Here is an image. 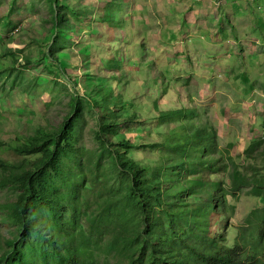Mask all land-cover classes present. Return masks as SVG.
I'll return each mask as SVG.
<instances>
[{
  "label": "rangeland",
  "instance_id": "374dc122",
  "mask_svg": "<svg viewBox=\"0 0 264 264\" xmlns=\"http://www.w3.org/2000/svg\"><path fill=\"white\" fill-rule=\"evenodd\" d=\"M257 5L264 0H0V161L13 166L0 171V182L40 158L18 157L16 144L75 118V150L62 170L77 176L80 193L69 197L60 180L57 187L70 199L65 221L86 231L72 242L81 258L148 264L119 237L112 243L117 224L96 220L113 214L127 189L114 146L102 145L99 133L131 139L172 207L188 202L198 231L227 246L243 241L250 213L264 207V15ZM183 106L194 110L186 120L208 131L207 142L185 140L182 149L178 138L167 141L179 126L169 113ZM119 124L114 137L102 129ZM19 192L0 188V264L14 250L9 260L35 263L52 252L38 235L19 232L11 215Z\"/></svg>",
  "mask_w": 264,
  "mask_h": 264
},
{
  "label": "trees",
  "instance_id": "16d2710c",
  "mask_svg": "<svg viewBox=\"0 0 264 264\" xmlns=\"http://www.w3.org/2000/svg\"><path fill=\"white\" fill-rule=\"evenodd\" d=\"M193 113V109L184 106L170 111L169 116L179 117V126L166 134L168 142H173L176 137L177 146L182 149L186 148V145H181L185 140L207 142L208 131L194 128V123L186 120ZM75 116L78 117V113ZM137 119L136 114L131 116L132 121ZM75 122L76 119L72 118L55 131L38 129L26 143L14 146L18 157L40 158L32 170L16 172L2 180L0 188L13 187L20 191L12 219L19 226L20 233L38 235L52 252H43L41 262L35 263L9 260L8 255L17 251L14 250L4 257L5 264H106L92 256L81 258V251L72 242L75 234L80 232L84 237L86 231L84 228L76 230L75 222L65 221L66 203L70 199L61 196L57 187V180H60L61 186L68 189L66 195L75 199L79 196L77 176L65 175L62 170L65 159L75 150ZM121 126L112 128L105 125L102 129L114 137ZM97 139L102 145L114 146L120 180L127 187L126 194L120 197L121 206L114 208L109 205L113 214L101 213L96 219L101 225L117 224L118 233L113 244H117L119 237L124 246L139 254V260L145 259L148 264H264V207L250 213L247 222L251 225L249 236L227 246L224 239H211L195 228L188 202L172 207L174 204L165 199L160 178L157 174L149 178L148 167L137 160L136 144L131 139L114 142L100 133ZM10 168H13L11 164L0 161V171L5 173ZM223 199L227 202L226 194ZM126 206L128 213L125 212ZM40 210L43 211L42 216L37 213ZM10 244L16 245L15 242ZM135 262L136 257L131 258L129 264Z\"/></svg>",
  "mask_w": 264,
  "mask_h": 264
},
{
  "label": "crops",
  "instance_id": "0c3cea01",
  "mask_svg": "<svg viewBox=\"0 0 264 264\" xmlns=\"http://www.w3.org/2000/svg\"><path fill=\"white\" fill-rule=\"evenodd\" d=\"M257 7L259 8L261 15H264V7L262 8L260 5H257ZM263 43H264V41H263Z\"/></svg>",
  "mask_w": 264,
  "mask_h": 264
},
{
  "label": "built area",
  "instance_id": "2783aa9c",
  "mask_svg": "<svg viewBox=\"0 0 264 264\" xmlns=\"http://www.w3.org/2000/svg\"><path fill=\"white\" fill-rule=\"evenodd\" d=\"M246 2L252 3V4H256V2H259L261 0H245Z\"/></svg>",
  "mask_w": 264,
  "mask_h": 264
}]
</instances>
